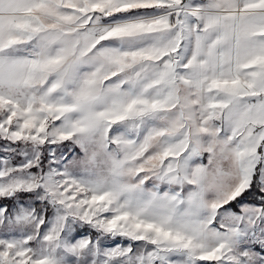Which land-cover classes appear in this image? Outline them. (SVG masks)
Returning a JSON list of instances; mask_svg holds the SVG:
<instances>
[{"label":"snow or ice","instance_id":"1","mask_svg":"<svg viewBox=\"0 0 264 264\" xmlns=\"http://www.w3.org/2000/svg\"><path fill=\"white\" fill-rule=\"evenodd\" d=\"M0 264H264V0H0Z\"/></svg>","mask_w":264,"mask_h":264}]
</instances>
